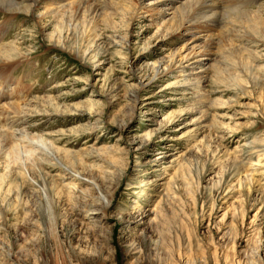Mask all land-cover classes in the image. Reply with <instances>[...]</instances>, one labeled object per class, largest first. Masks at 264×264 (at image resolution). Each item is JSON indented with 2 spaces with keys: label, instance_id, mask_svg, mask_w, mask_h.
<instances>
[{
  "label": "rangeland",
  "instance_id": "1",
  "mask_svg": "<svg viewBox=\"0 0 264 264\" xmlns=\"http://www.w3.org/2000/svg\"><path fill=\"white\" fill-rule=\"evenodd\" d=\"M218 1L236 15L216 28L157 35L172 11L161 4L154 25L140 12L126 31L114 19L116 35L128 33L117 46L99 22L78 55L47 43L52 23L37 19L46 1L29 15L0 12V47L25 55L0 74V129L70 153L63 164L108 203L81 227V211L95 209L92 187L45 162L15 170L0 158V264H264V178L255 167L264 161V40L255 26L264 0ZM201 31L191 77L175 63L181 75L151 80L156 63Z\"/></svg>",
  "mask_w": 264,
  "mask_h": 264
},
{
  "label": "bare ground",
  "instance_id": "2",
  "mask_svg": "<svg viewBox=\"0 0 264 264\" xmlns=\"http://www.w3.org/2000/svg\"><path fill=\"white\" fill-rule=\"evenodd\" d=\"M44 1H46L48 4H46L43 7L42 12L37 15V19L38 23L43 24V21L49 18L50 24L52 23L51 33L46 37L47 43L50 46L52 45L57 48L60 47L62 49H65V51H68L71 46H74L77 48V55L79 53V50L83 48L84 44L86 43L87 45V43L94 38L99 22H103L106 29H111L112 34L109 39L115 41L113 44L117 46L119 42L127 41L128 33L125 34L124 37L121 34L116 35L115 31H113L117 28V25L113 23L114 19L118 18L122 20V22L126 26V31L128 30V26L130 24L128 22H131L132 18L135 17L139 12L143 13V16L146 17L151 16L155 12L157 14H162V11L158 10L160 9L159 7L161 6V4H165V6L169 7V10H172L169 14L170 18L168 20H165L158 28V30L156 29V34L162 37H171V35H174L183 29L185 31H190L191 29L198 28V26L201 27L202 25H204L202 27H209L210 29L216 28L218 23L221 24L228 20V17L225 15H236L235 12H232L234 10H226L224 12L221 11L218 0H0V12H8L10 14L25 13L29 15L35 7V4L40 5ZM258 1L259 0H228L227 3L230 6H245L246 3L253 4V2L257 3ZM260 8L261 7L259 6V8L257 9L258 11L256 10L255 13L260 14ZM223 19H226V21H224ZM261 19L256 17L255 26L258 36L264 40V22H262ZM150 22L152 25H154L156 21L151 20L150 18ZM239 23L244 26L243 21H239ZM255 26L250 24V27L252 28H255ZM203 33V31L195 33V36L189 37L187 40H184L181 47L176 51V54L173 57L169 58V60L167 59V61L164 60L156 63L152 67L153 76L151 80L155 78L157 79L161 76H165L167 72H176L180 73L181 75V70H176V68L172 69L175 63H187V65L185 66H187L186 68H188L190 72L186 73L185 75L187 78L191 77L192 74H194L191 71L195 69L194 64L196 65L201 62V59H198L197 61L193 60L195 56L200 53L199 50L195 51L196 46L194 47L193 44H195L196 41L201 38L200 36ZM204 38L207 41L210 39L209 36H206ZM204 46L205 48L202 47L203 51H205L206 48H209V44L208 46L207 44ZM188 49L190 50V52L188 51L189 53H185ZM82 54L83 56L81 57H83L84 59V56L87 54ZM23 57H25V55L20 54L17 51V48L15 47H0V65H2L0 66V74H2V79L4 77H8L6 76V74L10 75L9 72L11 71V68H13V63ZM188 62L192 63L188 64ZM158 67L162 69L160 70ZM251 72L253 73V71ZM192 80L195 79L192 78L188 81L190 82ZM257 82V85H259L263 89L264 81L258 80ZM132 98L135 102V97L132 96ZM52 103V99H48L46 104H50L51 106ZM9 110H11L12 114L15 116L22 114L21 105H11L9 107ZM49 145L50 144L47 142V140L42 136L30 135L26 131L22 130L17 132H6L0 129V158H4L7 161V168L10 167L11 169L18 170L21 168L22 165L24 166L25 163L33 162V164L36 165V162H40V165H43V163L45 162L51 165L52 167L58 168L60 170V175L62 179L72 181L74 182V184H86L92 187V190L96 191L97 198L94 205L95 209L90 208L81 211L84 216L82 217L83 219L79 221V226L83 227L84 224L82 223V221L84 222L85 219L88 218V216H91L94 213L103 212L108 203L100 194L99 188L97 184L93 182V180H88L89 182H85L84 180L80 179V176L78 174H76L75 172L70 170V168L68 169L67 166H65L67 155L69 156L70 153L54 150ZM11 153H19L22 157L19 158L18 154V158L12 159L10 157ZM58 155H63L64 158H59L60 163L56 159L59 157ZM4 166L6 167V165ZM255 167L258 169H262L260 173H256V176L259 177L258 180L260 181V179L264 178V161H261ZM240 170V172L237 170L236 173L240 174L245 172V170ZM29 171L32 170L27 168L26 173H28ZM259 181L255 182L258 183ZM71 190L73 192L76 191L75 187H73ZM263 193L264 191L259 190V197H262Z\"/></svg>",
  "mask_w": 264,
  "mask_h": 264
}]
</instances>
